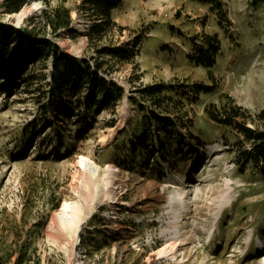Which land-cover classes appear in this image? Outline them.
<instances>
[{
  "label": "rangeland",
  "instance_id": "1",
  "mask_svg": "<svg viewBox=\"0 0 264 264\" xmlns=\"http://www.w3.org/2000/svg\"><path fill=\"white\" fill-rule=\"evenodd\" d=\"M2 1L0 22L42 34L40 23H34L45 6L42 0L24 5L20 10L35 2L20 21L3 13ZM220 1L221 18L194 0H121L111 11L121 31L97 45L115 43L132 51L125 62L103 56L111 71L107 78L125 94L114 111L103 110L89 120L81 135L73 117L43 106L49 103V58L27 64L17 77L10 70L0 74V254L14 253L8 264L24 241L36 247L24 264H264V176L250 164L241 168L236 163L249 143L204 111L222 94L252 114L264 108V0ZM81 3L65 2L72 19L69 30L44 35L62 53L92 62L98 57L86 33L93 19L82 12ZM203 34H215L220 41L210 77L188 59ZM20 42L26 50L28 39ZM156 82H212L215 90L200 93L191 104L183 99L187 116L165 143L166 152L154 157L146 153L148 146L139 147L132 162L141 113L127 96ZM110 119L115 120L112 126ZM60 126L59 139L54 129ZM108 165L117 168L116 179L108 184L111 197H103L70 233L53 226L61 203L85 208L74 190L83 182V170L95 169L98 183L109 176ZM92 194L96 197L88 204L98 198L95 187ZM86 234L96 237L99 250L83 242ZM182 241L187 243L173 255H157L160 247Z\"/></svg>",
  "mask_w": 264,
  "mask_h": 264
},
{
  "label": "trees",
  "instance_id": "2",
  "mask_svg": "<svg viewBox=\"0 0 264 264\" xmlns=\"http://www.w3.org/2000/svg\"><path fill=\"white\" fill-rule=\"evenodd\" d=\"M45 5L36 18L42 27V34L38 35L35 29L19 31L14 26L0 22V74L10 70L12 76L27 68V64L34 60L49 58L48 104L57 115H63L78 126L77 135H81L93 120L103 110L114 111L116 104L122 100L125 92L116 81L108 79L111 73L107 65L109 60L128 61L132 51L115 43L102 42L108 34L121 26L111 18V11L120 5L121 0H82L80 9L86 16L93 19L86 33L88 42L95 45L98 58L92 57V62L86 58H76L62 53L55 43L44 35L46 30L55 34L61 30H69L71 25L70 9L65 5L67 0H57L51 4L50 0H42ZM207 4L210 10L217 12L221 18L220 0H194ZM30 0H3V13L18 12ZM34 19H31L33 21ZM38 26V25H37ZM35 27V25H34ZM37 28V27H36ZM21 37L28 39L27 49L21 48ZM25 52L24 55L21 52ZM220 52V41L215 34H203L194 52L188 59L195 65L207 69L208 77L212 76L210 68L216 63ZM215 90L214 84H172L164 82L151 83L134 88L127 96L128 101L141 113L135 127L140 128V136L134 133L136 142L131 144L133 160L140 153L139 147L150 148L146 153L162 155L168 149L165 143L174 139L178 126L183 125V116H187L185 103L196 101L200 93H211ZM207 117L214 123L234 129L249 143V148H241L236 158V163L244 168L247 164L256 168L264 176V108L252 114L247 108L238 105L228 94H222L218 103H208L204 107ZM115 123L110 119L109 126ZM56 138H61L63 127H56ZM197 143L200 140L193 137ZM137 146V147H135ZM125 148V145H121ZM137 148V149H136ZM161 151V152H159ZM146 153L144 157L146 156ZM57 206V204H56ZM44 219L37 221L34 228L42 226ZM83 242L94 250H99L101 244L95 236L86 234ZM105 240V239H104ZM30 246V251H27ZM16 257L12 264H24L29 258V253L34 254L36 247L27 241L16 246ZM89 252V251H88ZM13 252L0 254V264H8ZM30 259V258H29ZM38 264V261H37Z\"/></svg>",
  "mask_w": 264,
  "mask_h": 264
},
{
  "label": "bare ground",
  "instance_id": "3",
  "mask_svg": "<svg viewBox=\"0 0 264 264\" xmlns=\"http://www.w3.org/2000/svg\"><path fill=\"white\" fill-rule=\"evenodd\" d=\"M35 6V2L31 3L25 10H19L16 13L10 14L12 18H15L17 21H20L26 12L30 11ZM4 84V79H0V86ZM109 169H106L108 172V177H105L98 183H95L93 176L95 175V169H92L88 166V169L83 170V182H79L75 187L74 190L80 195L82 204L85 205V208L82 211H79L77 208H70L68 209L67 203H61L60 207L56 211L53 216V226L58 227L60 229H64L67 232H71L73 228H77L78 226L82 225L89 215L94 211L96 204L100 202L103 197L110 198L108 184L112 183L114 179H116V171L117 168L111 165H108ZM91 170V171H90ZM97 171V170H96ZM97 174V173H96ZM100 180V179H98ZM92 187H95L98 192V198L95 199L94 202L88 204L89 201L93 200L96 195L92 194ZM179 194L184 195V191L179 189ZM174 237L173 234L169 235V239ZM183 240V239H181ZM187 242L182 241L174 244L173 242L168 246L160 247L156 253L157 255H173L174 252L177 250V247L184 246Z\"/></svg>",
  "mask_w": 264,
  "mask_h": 264
},
{
  "label": "water",
  "instance_id": "4",
  "mask_svg": "<svg viewBox=\"0 0 264 264\" xmlns=\"http://www.w3.org/2000/svg\"><path fill=\"white\" fill-rule=\"evenodd\" d=\"M4 23H7V22H4ZM7 24H10V23H7Z\"/></svg>",
  "mask_w": 264,
  "mask_h": 264
}]
</instances>
